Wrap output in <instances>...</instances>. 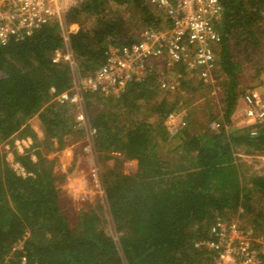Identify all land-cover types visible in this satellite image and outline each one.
<instances>
[{"label":"trees","instance_id":"16d2710c","mask_svg":"<svg viewBox=\"0 0 264 264\" xmlns=\"http://www.w3.org/2000/svg\"><path fill=\"white\" fill-rule=\"evenodd\" d=\"M220 1L212 83L186 62L160 60L159 68L154 60L144 80L118 95L83 93L86 125L75 120L69 100H58L71 75L66 63L51 62L62 46L56 20L0 43V264H214L205 240H213L217 218L238 222L264 264L255 241L264 239V173H249L235 156L263 153L264 121L230 127L243 60L264 47V0ZM162 14L148 0H83L69 9L65 20L78 27L69 44L80 73H92L108 45L137 42L140 28L165 27ZM240 51L243 60L235 55ZM210 90L221 93L216 110L195 124L190 103L199 95L208 102ZM170 112L184 114L173 132L164 124ZM32 117L40 136L28 124ZM84 128L92 131L101 166L104 219L98 202L67 219L48 157L68 137L82 138ZM15 137L31 143L19 152ZM8 151L21 171L7 161ZM131 160L135 171L124 173L122 164Z\"/></svg>","mask_w":264,"mask_h":264},{"label":"built area","instance_id":"2783aa9c","mask_svg":"<svg viewBox=\"0 0 264 264\" xmlns=\"http://www.w3.org/2000/svg\"><path fill=\"white\" fill-rule=\"evenodd\" d=\"M83 0H0V43L23 39L40 24L56 20L60 26L62 46L51 54V62L68 65L71 85L60 94L75 104L78 111L75 120L86 125L83 93L99 92L102 95H118L131 82L144 80L152 70L154 60L186 62L190 68L209 71L212 52L218 34L214 22L222 14L220 0H148L163 13L166 26L160 29L146 28L140 39L129 45H108L106 57L92 73L82 75L77 67L69 44V35L77 30V24L67 23L66 12ZM162 86L165 82L161 83ZM244 116L250 123L264 121V104L251 93L242 95ZM179 113L170 112L165 125L173 132L184 121L169 125ZM91 130L89 135L91 139ZM27 147V146H26ZM92 147V146H91ZM90 150V144L85 147ZM212 239L205 245L214 250V264H259L257 250L252 247L248 233L238 228L237 222L217 218L210 227ZM259 252H264V239L258 238ZM200 242L195 243V246Z\"/></svg>","mask_w":264,"mask_h":264},{"label":"rangeland","instance_id":"374dc122","mask_svg":"<svg viewBox=\"0 0 264 264\" xmlns=\"http://www.w3.org/2000/svg\"><path fill=\"white\" fill-rule=\"evenodd\" d=\"M163 15V14H162ZM87 24L90 23L88 20ZM76 24V23H75ZM146 28H140L139 34ZM262 41L264 37H262ZM238 59L243 60L244 53L242 51L235 52ZM156 63V62H155ZM156 65V64H154ZM157 67H162V62H157ZM201 75L209 80L210 83L214 81L211 71H200ZM171 79V78H170ZM238 88L240 91L237 99V105L234 112L231 115L230 127H242L250 124L249 119L244 116V104L242 102V95L245 93H251L257 99L264 104V47L263 50L249 59H244L239 74ZM221 93L217 90H211L208 93L209 101H205L201 95L193 98L190 103L191 106L196 105V114L194 116L193 123H204V113L209 111H215V102L218 101ZM69 98V97H67ZM67 98H58L60 102L69 100ZM183 98H187L186 95ZM70 102V100H69ZM74 106V117L77 114V107L73 102H70ZM207 108V109H206ZM184 114L185 110H182ZM183 114V115H184ZM183 115L180 112L176 119H173L169 125L175 126L183 120ZM166 119V118H165ZM164 119V124H165ZM28 124L36 132L38 136L41 135V126L37 117L29 119ZM193 131H197V126ZM210 126L213 127L211 124ZM31 143L30 138L15 137L14 145L16 149L21 152L26 146ZM90 144V150H86L85 147ZM90 135L84 128V135L82 138L77 139L76 136L68 137L66 145L59 150H51L48 153L49 158H54L55 163L53 166V172L57 178V185L59 189V201L61 209L67 219H75V215L80 209L91 208L96 202L103 206L102 211H98L100 216L104 219L107 217V208L104 202L102 182H101V166L96 154L93 150ZM236 157L240 158L245 163L246 171L249 173H264V151L258 155H245L242 151H237ZM7 161L17 171H21L18 165L13 161L12 153L8 151ZM113 160L109 159L106 164L112 165ZM136 169V161H125L122 164V171L124 173L132 174ZM106 214V215H105ZM108 218V217H107ZM238 225V222H237Z\"/></svg>","mask_w":264,"mask_h":264}]
</instances>
